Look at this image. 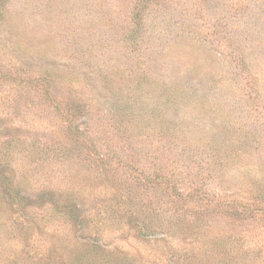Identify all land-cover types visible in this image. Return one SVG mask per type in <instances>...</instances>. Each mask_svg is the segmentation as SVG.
<instances>
[{"label": "rangeland", "instance_id": "1", "mask_svg": "<svg viewBox=\"0 0 264 264\" xmlns=\"http://www.w3.org/2000/svg\"><path fill=\"white\" fill-rule=\"evenodd\" d=\"M262 187L264 0H0V264H264Z\"/></svg>", "mask_w": 264, "mask_h": 264}, {"label": "trees", "instance_id": "2", "mask_svg": "<svg viewBox=\"0 0 264 264\" xmlns=\"http://www.w3.org/2000/svg\"><path fill=\"white\" fill-rule=\"evenodd\" d=\"M261 190H264V187H262ZM243 199H245V198H243ZM238 205H240V203ZM242 205H243V207L247 208L248 207L247 205H249V204L247 202H245V203H242Z\"/></svg>", "mask_w": 264, "mask_h": 264}]
</instances>
